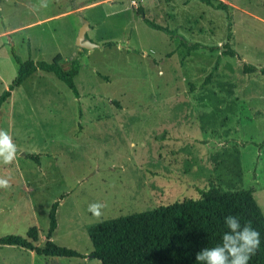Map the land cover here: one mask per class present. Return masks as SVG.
Returning a JSON list of instances; mask_svg holds the SVG:
<instances>
[{
  "label": "rangeland",
  "instance_id": "374dc122",
  "mask_svg": "<svg viewBox=\"0 0 264 264\" xmlns=\"http://www.w3.org/2000/svg\"><path fill=\"white\" fill-rule=\"evenodd\" d=\"M211 1L0 0V95L17 75L12 49L81 63L80 97L37 70L1 107L0 129L17 155L0 164L13 185L0 188V237H28L34 226L43 246L59 201L52 239L89 254V225L199 198L212 184L254 189L264 212V0ZM140 8L172 34L146 23ZM86 21L85 40L99 46L76 43ZM247 63L259 70L245 72ZM96 202L99 218L88 210ZM2 247L0 264H10L18 249ZM31 255L15 258L102 264Z\"/></svg>",
  "mask_w": 264,
  "mask_h": 264
},
{
  "label": "trees",
  "instance_id": "16d2710c",
  "mask_svg": "<svg viewBox=\"0 0 264 264\" xmlns=\"http://www.w3.org/2000/svg\"><path fill=\"white\" fill-rule=\"evenodd\" d=\"M139 11L150 26L172 34L167 26L146 17L142 8ZM11 52L17 64V75L9 88L0 95V109L13 90L37 70L54 73L76 97H80L75 81L81 69L78 58L73 59L69 67H64L57 60L23 59L14 49ZM225 54L235 56L237 52L229 47ZM244 70L253 73L259 68L247 63ZM260 71L264 74V68ZM209 81L210 78H207L206 83ZM28 157L39 160L37 153H29ZM254 192L252 188L232 190L212 184L201 190L199 198H185L152 209L104 219L87 227L94 246L89 254L60 245L52 239L58 227L57 209L60 202L57 201L49 213L50 226L43 246L34 243L38 239V230L34 226L29 229L28 237L19 234L1 236L0 245H16L45 256L90 257L100 260L102 264H202L195 260L196 253L202 248L220 244L222 234L228 230L224 218L234 215L242 225L251 222L252 227L260 233V248L249 264H264V212Z\"/></svg>",
  "mask_w": 264,
  "mask_h": 264
},
{
  "label": "clouds",
  "instance_id": "9594fccd",
  "mask_svg": "<svg viewBox=\"0 0 264 264\" xmlns=\"http://www.w3.org/2000/svg\"><path fill=\"white\" fill-rule=\"evenodd\" d=\"M16 155L17 146L12 136L0 129V164H12ZM10 186L8 179L0 178V188ZM102 208L99 202L88 206V210L97 218L102 215ZM224 223L228 230L222 234V242L211 248H202L196 253L195 260L202 264H249L260 248V233L252 227L251 222L242 225L234 215L226 216Z\"/></svg>",
  "mask_w": 264,
  "mask_h": 264
},
{
  "label": "crops",
  "instance_id": "0c3cea01",
  "mask_svg": "<svg viewBox=\"0 0 264 264\" xmlns=\"http://www.w3.org/2000/svg\"><path fill=\"white\" fill-rule=\"evenodd\" d=\"M36 60V59H35ZM14 91V90H13ZM12 94H13V92H12ZM12 96V95H11ZM10 96V97H11ZM9 97V98H10ZM8 101V100H7ZM6 101V102H7ZM1 110V109H0ZM23 155V154H22ZM156 178V177H155ZM11 186H13V185H11ZM31 207H34V203L33 202H31ZM56 232V231H55ZM55 232H54V234H55ZM54 236V235H53ZM2 246H11V248L12 249H18V250H16L14 253V257L13 258H11L10 256H9V258H10V264H27V261H24V263H22L21 261H17L16 260V254L18 255V258H20V260H21V258L23 257V256H26V257H28L29 259H31L32 258V255L31 254H34V250H31V249H27V248H24V247H20V246H16V245H2ZM2 246H0V249H2L3 247ZM28 253L30 254V255H28ZM36 253V252H35ZM82 253V252H81ZM84 254V253H83ZM36 255H39V254H37L36 253ZM81 258H90V257H81ZM31 263V262H30ZM32 264V263H31Z\"/></svg>",
  "mask_w": 264,
  "mask_h": 264
},
{
  "label": "water",
  "instance_id": "95a60500",
  "mask_svg": "<svg viewBox=\"0 0 264 264\" xmlns=\"http://www.w3.org/2000/svg\"><path fill=\"white\" fill-rule=\"evenodd\" d=\"M89 22L86 21L81 27L79 34L76 39V43L80 45L82 48H89L92 46H99V44L92 42L91 40H85V30L88 27ZM23 155H27L26 153H22Z\"/></svg>",
  "mask_w": 264,
  "mask_h": 264
}]
</instances>
